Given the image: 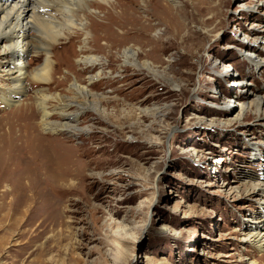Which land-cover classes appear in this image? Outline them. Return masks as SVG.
<instances>
[{"label": "rangeland", "instance_id": "rangeland-1", "mask_svg": "<svg viewBox=\"0 0 264 264\" xmlns=\"http://www.w3.org/2000/svg\"><path fill=\"white\" fill-rule=\"evenodd\" d=\"M143 1L129 5L146 32L121 38L144 51L139 60L157 75L125 65L120 47L102 43L99 6L80 10L88 38L75 33L45 50L39 33L27 30L26 92L16 100L31 102L38 90L73 99L74 76L88 85L99 71L100 85H90L99 95L88 96L105 100L72 123L75 135L35 129L49 153L35 146L22 171L21 159H10L24 149L12 147L5 129L21 134L41 117L29 109L27 121L13 122L21 105L4 102L12 63L0 44V264H264L251 238L264 233V0H158L176 8L170 51L163 41L174 34H163L155 5ZM83 44L103 66L77 61ZM47 53L58 67L53 89L30 79Z\"/></svg>", "mask_w": 264, "mask_h": 264}, {"label": "bare ground", "instance_id": "bare-ground-1", "mask_svg": "<svg viewBox=\"0 0 264 264\" xmlns=\"http://www.w3.org/2000/svg\"><path fill=\"white\" fill-rule=\"evenodd\" d=\"M21 1L22 2L20 4L17 1L14 2L13 6L8 9V5L12 4L10 2V0H0V44H3L2 45V47H3L2 48L3 58L6 61H10L12 63V65H7L4 68V71L6 72V75L8 77V81H9V84H8L9 88L7 89V92H6L7 94H6V97L4 98V102L8 105L17 102L16 107L17 106L20 107V105H21V110L19 113L20 115L16 116V118H15L16 120L13 122H21V120L23 122H24V120L27 121L29 116L31 115L28 112L29 109L34 110V112L36 110L35 114L37 116H40L41 119L37 122V128H36L35 123H31V124H33V126H30V129L28 128L27 125H24V130L21 134H14L12 131H8L6 133V129H5L4 135L6 136L7 140L12 141V144H11L12 147H18V148L20 147L19 148L20 150H22V148L24 149L23 150L24 155H20L19 158L15 155L16 157L13 156L12 159H10L12 161L13 160L15 161L17 159L18 162H19V159H21L22 163L20 162V166H22V165L23 166H22V168L19 167V171L26 169L27 164H29L28 162H26V160L28 159V158L26 159V157L29 155V153L33 154V151H35V148L41 147V148H43V150H45L46 153H49V151L47 150V147H48L47 140L40 137V135L34 133L35 129H38V127H41L42 130L48 129V130H51L52 132L53 131L54 132L55 131H61V132H64V134L65 133L71 134L70 136L75 135V133L77 131H79V128L74 127L72 123L80 120L83 115L86 116L90 111H98L99 110L97 108L98 101L100 103V101L102 102L103 100H105L103 97H99L100 98L99 100L94 99V98L89 99L91 96H88V95H90V94H88V91H90V93H92L91 95H95V96L97 94L99 95L98 92H93L90 85L92 87H97L98 85H100L99 84L100 82H98L100 79H97V76L100 75V71L87 76L88 77V85L82 84L83 80H79L80 79L79 76H77V75L74 76V82H71V85H70V93L72 94L71 96H73L72 97L73 99L63 98L61 96V94H54V93L48 92L47 90H38L37 94L32 96L33 101H31V102L29 101L28 103L22 104L23 101L21 102L19 100H16V97H19L22 94V92L23 93L26 92V84L24 81H26L25 78L28 76L27 75L28 72L26 70V64H24V62H22V59H23L22 56H23L25 51H29L31 48L30 43H24V40H23L27 36V30L35 29L39 33L37 40L38 39L41 40L45 50H49L50 48L52 49V47L54 45L56 46L59 43L64 42L63 39L68 40L75 33L78 35L80 34L81 36L85 35V37L88 38L86 35H88L89 32L87 31V29H85L83 15H81L80 10H82L83 8L88 9L89 5L90 6L96 5V6H99V8H102L104 11L106 9V11L104 13L105 15H103L104 16L103 19L99 21L101 25H106L105 26L106 29L104 30V32L101 34V37H100L101 39H104L106 42H102V43H105L106 46H110V47L111 46H114V47L117 46V48L120 47L122 49L120 56H121V58H123L122 62L125 63V65L130 64V65L135 66L136 69H138V70L146 69L150 72H153L156 75L159 74L152 67V65L150 63L145 62V61L141 62L139 60L141 53H143L144 51L140 52V51H137V49H134V47H132L130 45H128V46L124 45L125 42L123 43V39L121 38L122 37L121 35H123V37H124V35L127 32L128 33L134 32V34L135 33L141 34V33L146 32L143 25L140 23L141 17H136L134 15V13H135L134 8L129 5L135 1L137 2L138 0H33V1L21 0ZM148 3L155 5V7H154L155 14H156V16H158V19H159L155 25L157 26L162 21L166 25L163 34L173 33L170 29L171 28L176 29V26H174L175 25L174 19L176 17L175 16L176 8L171 7L169 4L165 5L162 1L160 2L158 0H148ZM105 5H107L108 7H105ZM145 6H147V5H144V7L142 6L143 7L142 11L138 10L139 14H141L142 12L145 13L147 11L148 8ZM138 7H140V6H138ZM119 8H120V10H118L114 13V9L117 10ZM28 10L30 12L29 14L27 13ZM84 10H86V9H84ZM136 11H137V9H136ZM131 12H133V13H131ZM102 13H103V11H102ZM88 17L92 19L91 26L93 27V25H94V23H93L94 22V19H93L94 14H88ZM95 17H97V16L95 15ZM145 19L146 18H144V20ZM103 20H106V22ZM23 21L26 22L25 29H24L25 25L23 26ZM106 23H108V24H106ZM65 31H67V32H65ZM117 32L120 34V36L117 34ZM91 34H93V33L91 32ZM163 34H160V36L156 39V45H154V42L151 41L153 48L156 47L157 49L158 48L160 49L158 43L162 42V40H163L162 37L164 36ZM173 34H174L173 36L170 35L172 37H168V35H167L168 38H166V39L168 41H163V48L162 49L164 51H170L173 48L174 43H172V42L176 38V34L175 33H173ZM15 35H17L21 38L22 45H20V44L16 45L14 43L13 37ZM39 36H40V38H39ZM83 41L85 44H87L86 39H84ZM85 44H83V45H85ZM86 50H88V47L85 45V48L82 49V52L84 54H82L81 56L78 55L80 57H79V60H77V61H80L83 63L84 68H87V67H93L94 68L98 65H100V66L104 65V63H102V62H105V61H102L101 59L98 58V56H95L92 53L91 54L86 53ZM70 58H71V55H70ZM14 60H17V62L16 61L14 62ZM115 64H117V62ZM56 66L57 65L53 63L49 53H47L45 62H43V64L40 67L35 68L30 73V79H32V82H31L32 85L36 83L37 85L40 86L41 83H47L50 87L49 89L56 88L57 85H56V82H54V78H53L54 73L57 71L56 69L58 68ZM88 69L90 70V68H88ZM15 72H16V75L14 74ZM102 72H104V71H102ZM90 73H92V71ZM70 75H71L70 72H68L65 75V79L67 81H70L71 79H73L72 76H70ZM84 80H85V78H84ZM106 81H107V83H112L113 77H108L106 79ZM89 87H90V89H89ZM33 88H31V89H33ZM53 99H57V101L55 102V100H53ZM52 107H55L54 111H52V109H51ZM15 108L8 111L6 113V115L8 113H12L15 110ZM50 115L58 116V120L55 122L48 120V117ZM3 117H8V116L3 115ZM37 119H38V117H37ZM82 119H83V117H82ZM1 129H4V128L2 127ZM45 135H47V134H45ZM48 140H50V139H48ZM19 141H22V143L25 142L23 147H22V145H23L22 143H20L21 144V146H20ZM0 142H1V140H0ZM9 147L11 148L10 145H9ZM41 148H40V150H41ZM12 149L14 150V148H12ZM9 151H8V153H9ZM20 152H22V151H20ZM20 152H18V153H20ZM8 153H7V155H9V156H10V154H12V153H10V154H8ZM4 155L5 154L3 153V156ZM7 155H5V156H7ZM13 158H15V159H13ZM23 158H25V159H23ZM32 159H33V157H32ZM35 159H38V158H35ZM34 160H32V161L34 162ZM40 160H42V158ZM29 161H31V159ZM38 161H39V159H38ZM7 162H5V163H7ZM14 168H15L14 166L10 165L7 168H5V170H6L7 174H10V175L14 174L15 175V169ZM1 174H3L2 170H0V176H1ZM251 238L254 239V241H256V243L259 245V247L262 250H264V233L257 232L255 235H252Z\"/></svg>", "mask_w": 264, "mask_h": 264}]
</instances>
